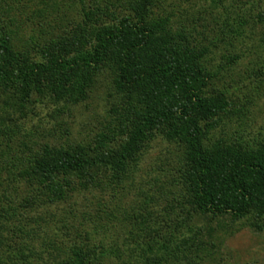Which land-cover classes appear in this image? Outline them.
Masks as SVG:
<instances>
[{"label": "rangeland", "instance_id": "374dc122", "mask_svg": "<svg viewBox=\"0 0 264 264\" xmlns=\"http://www.w3.org/2000/svg\"><path fill=\"white\" fill-rule=\"evenodd\" d=\"M80 1L85 11L104 7L100 0H0V31L10 35L12 52L19 56L36 62L69 59L94 44L90 38L73 42L85 27ZM220 1L163 0L154 15L172 14L173 32L184 31L189 42L197 40L210 48L209 42L220 38L223 28L214 18H229L235 10L230 0ZM247 7L242 10L246 15ZM113 10L114 15L102 16L104 24L128 13L115 6ZM245 32L246 43L234 45L242 54L236 53L235 64L228 65V53L223 51L225 47L230 52V38L210 56L208 68L221 64L226 68L212 90H225L231 108L207 141L222 150L239 145V153H252L260 161L264 77L256 72L251 50L264 52V40L258 38L264 27L247 25ZM139 61L143 70L148 69L146 58L139 56ZM1 89L0 264H67L78 251L95 254L98 264H264V213L238 220L192 215L191 196L182 186L184 151L163 136L149 142L119 184H91L87 178L74 177L71 188L57 199L23 176L39 147L71 153L102 143L101 152L111 156L126 142L138 95L136 90L128 94L119 90L110 57L90 75L84 94L67 102L54 103V97L39 101L30 95L21 103L13 93L1 94ZM195 233L200 235L197 239ZM168 250L178 256L167 260Z\"/></svg>", "mask_w": 264, "mask_h": 264}, {"label": "trees", "instance_id": "16d2710c", "mask_svg": "<svg viewBox=\"0 0 264 264\" xmlns=\"http://www.w3.org/2000/svg\"><path fill=\"white\" fill-rule=\"evenodd\" d=\"M100 1L104 7L93 11H85L80 1L85 27L79 38L75 39V34L73 42L90 38L94 44L69 59L60 56L36 62L19 56L12 52L10 35L0 31L1 94L13 93L21 103H26L30 95L39 101L54 97V103L67 102L84 94L90 75L110 57L119 90L125 94L136 90L138 95L132 106L134 113L130 112L135 116L132 130L111 156L101 152L102 143L97 148L88 146L71 153L39 147L35 158L27 162L23 176L49 190L57 199L63 196L64 189L71 188L74 177L87 178L91 184H119L149 142L163 136L168 142L180 144L184 151L186 177L182 186L191 196L192 215L211 219L228 216L237 220L253 213L262 215L264 159L257 161L252 153H239L242 150L239 145L222 150L220 146L209 145L207 140L223 124L231 108L225 90H212L213 81H220L221 73L226 70L222 64L215 70L208 68L212 51L225 38H230V52L225 47L223 51L228 53L225 56L228 65L235 64L239 51L234 45L237 41L246 43V26L264 27V0H230L235 10L229 18L218 15L214 18L223 23V28L219 31L220 38L209 42L210 48L196 43L197 40L189 42L184 31L173 32L172 14L155 17L154 12L163 0ZM247 5L246 15L242 10ZM114 6L118 11L127 9V16L118 15L111 23L104 24L102 16L114 15L116 11H110ZM258 38L263 41L264 33ZM251 53L258 67L256 72L264 77V52L262 56L255 50ZM139 56L146 58L148 69L143 70ZM135 65L137 69L132 70ZM199 236L195 233L194 239ZM174 256L178 254L167 251V260ZM71 257L67 264L99 263L95 254L82 251Z\"/></svg>", "mask_w": 264, "mask_h": 264}]
</instances>
